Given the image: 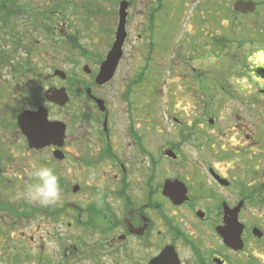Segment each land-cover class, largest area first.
<instances>
[{"label":"flooded vegetation","instance_id":"flooded-vegetation-1","mask_svg":"<svg viewBox=\"0 0 264 264\" xmlns=\"http://www.w3.org/2000/svg\"><path fill=\"white\" fill-rule=\"evenodd\" d=\"M85 1L92 7L88 12L106 15L103 31L111 42L93 51L76 44L82 68L98 71L113 44L122 1L126 36L108 81L95 83L96 71L88 83L75 77L71 88L65 86L80 99L69 122L61 115L65 107L46 99L48 91L62 87L53 62L39 60L53 68L46 81L24 80L36 65L30 59L43 56V42L30 43L29 24L51 34L43 20H67L77 0L3 1L0 23L7 25L11 45L7 52L0 47V264H264V0ZM173 5L183 11L190 6L191 13L182 12L173 24ZM159 23L181 33L159 47L173 69L167 80L179 106L178 116L164 115V137L152 112L140 108L151 87ZM131 36L148 38L146 45L132 46L133 56L126 54ZM215 45L224 49L220 55L187 57L194 48ZM18 51L26 52L25 60L14 57ZM209 66L211 79L185 77L188 69L195 75ZM87 89L103 100L105 111ZM186 98L196 101L195 108L181 107ZM40 107L48 121L66 124L61 144L30 147L18 117ZM61 161L70 163L69 188L58 173ZM27 163L54 169L58 203L27 199L34 182L20 170ZM97 165L101 174L82 185L77 176L87 173L78 169Z\"/></svg>","mask_w":264,"mask_h":264},{"label":"rangeland","instance_id":"rangeland-1","mask_svg":"<svg viewBox=\"0 0 264 264\" xmlns=\"http://www.w3.org/2000/svg\"><path fill=\"white\" fill-rule=\"evenodd\" d=\"M4 0H0V21L3 22V14L6 12V5L3 3ZM146 1V0H142ZM97 6L99 2L101 6H104L101 2V0H92ZM2 3V4H1ZM49 4L46 3L44 5H41L40 8H42L41 11H44L46 6ZM93 7H95L94 4H92ZM96 6V8H97ZM143 6V5H142ZM92 8L89 3L85 0H77L75 5H72L69 9V12H72L73 15L69 16L67 20L59 19L58 21L51 22L50 18H47L43 20V23L47 24L48 26H52V30H55V32L52 34H49L48 32H43L42 29L38 26H35L32 23L29 24V28H32V30H29V40L31 41V44H35L38 42L42 43V48L40 52L43 56H37V58H31V62H35L36 65L31 67L28 74L25 76L24 84L30 82L32 80L33 83L37 82H44L47 80V73H51V70L53 68H59V70H62L65 72L67 78L65 79H59L60 85L63 87H69L70 82L72 78H75L80 81L81 83H88L89 81H92L93 74L97 71V67L93 65H89L91 68V74H87L83 71L82 65H83V56L79 55L78 53V44L79 46L84 47L85 49H89L91 51L93 50H100L105 49L106 42L108 41V37L106 33L103 31V27L106 23V15L96 12V14H91L88 12V9ZM172 14L173 18L171 19L173 24H177L179 19L181 18V13H191V7L187 6L186 10L183 11L180 9L178 5H173L172 8ZM37 21H41L40 19H37ZM66 22L68 25L66 26ZM18 23V28H20V23ZM2 26L0 23V47L4 52H7L10 50L11 45V34L6 35V27ZM33 26V27H32ZM178 28L173 27L169 28L168 23L167 26L165 23H159L157 26L155 33L157 34L156 42L154 44V53H153V59H154V68L151 70V74L149 76L148 83V92L144 94V97L142 98L140 102V108L149 110L152 112V117L154 120V125L156 126V130L158 131V134L164 137V131L167 129L166 122L164 120L165 113H173L174 115H177L176 109L179 108L178 101L175 96H173L171 90L175 87L172 81H168L167 78L171 77L170 71L173 70L168 69L164 52L159 50V47H164L167 43V40L176 41L181 33H178ZM8 31V30H7ZM225 36V34H221ZM68 38V39H67ZM227 38V37H226ZM66 39L67 42H63V40ZM112 40V37H111ZM148 38H143L140 42L137 41V38L135 36L127 37L126 41V50L127 55H135V50L132 49V46H142L146 45V41ZM70 41V42H69ZM104 47V48H103ZM39 49L38 47H36ZM224 49L220 47L219 45H215L213 48H204L201 47L194 48L193 51L190 50L187 54L188 59L194 60V58L199 57L203 54H210L215 53L217 55H220L221 52ZM15 54V58L19 57L20 59H24L27 57L26 52L18 51ZM143 54V53H141ZM89 55V54H88ZM229 58V56H227ZM49 60L53 62L54 67L50 68V66L44 65L39 60ZM55 59V60H53ZM142 60V59H141ZM229 60V59H228ZM227 60V61H228ZM76 61V66L72 65V62ZM4 70L0 69V72L3 73ZM120 73H123L120 71ZM118 74V76L120 75ZM214 70L212 66L204 67L202 70H199L195 75L192 74V71L188 69V71L185 72V77H192V76H199L201 79H211L213 77ZM136 74V73H135ZM211 77V78H210ZM27 80V81H26ZM115 83H118L116 81ZM37 85V84H36ZM94 84H91L93 86ZM22 86V85H21ZM27 88H32V85H27ZM25 88L26 86H22ZM71 88V86H70ZM172 88V89H171ZM104 88L99 89V96L102 97V94H105ZM68 93L70 92L69 89H66ZM71 90V89H70ZM70 100L68 103H66L63 107V110L61 112V115H65L67 122H69V115L71 112V108L76 101L80 100L77 99L79 96H75L72 98L71 94ZM77 99V100H76ZM183 100V99H182ZM212 103V102H211ZM186 104V105H183ZM183 106L186 107L185 109H191L195 108L196 101H193L189 98H186V100L183 101ZM209 108L213 109V106H209ZM222 108V107H221ZM161 114V115H160ZM183 114V111H182ZM167 121L169 123L168 117ZM96 123V122H94ZM97 124V123H96ZM170 135H174V133L171 131L169 132ZM5 144L4 141H0V145ZM14 150H17L14 148ZM59 167V175L62 177L64 182L66 181L67 187L69 188L70 183L74 180L71 177V169H70V163L69 161H61L60 163L56 164ZM101 165H97L95 168H92L90 170L89 168H86L85 170L78 169L79 172L87 173L83 176H77L81 177L83 180L82 185L87 182L89 185L93 184L95 176H98L101 174V168H99ZM34 165L31 163H27V165L23 168H20V170L28 175L32 174V171L34 169ZM26 168L25 170H23ZM87 188V187H86Z\"/></svg>","mask_w":264,"mask_h":264},{"label":"water","instance_id":"water-1","mask_svg":"<svg viewBox=\"0 0 264 264\" xmlns=\"http://www.w3.org/2000/svg\"><path fill=\"white\" fill-rule=\"evenodd\" d=\"M125 7L126 4L122 1L119 6V22L115 33V40L95 76V82L97 84H102L112 77L122 54V44L126 36L124 28L126 16ZM83 70L86 73L90 72V69L86 66ZM55 73L61 78H65L66 76L62 70H57ZM87 92L90 94V89H87ZM46 97L49 101L58 105H64L69 99L64 87L48 91ZM93 99L100 110L105 109L102 99L96 97H93ZM18 122L22 131L28 137L30 147H42L50 142L59 145V143L61 144L63 142L65 123L62 121L49 122L47 120V111L43 107H40L35 113L28 111L22 113L18 118ZM55 155L61 157L58 152Z\"/></svg>","mask_w":264,"mask_h":264},{"label":"clouds","instance_id":"clouds-1","mask_svg":"<svg viewBox=\"0 0 264 264\" xmlns=\"http://www.w3.org/2000/svg\"><path fill=\"white\" fill-rule=\"evenodd\" d=\"M34 182L31 183L26 191L29 201L42 206L55 205L61 200V187L59 177L53 168L47 165L34 167L32 171Z\"/></svg>","mask_w":264,"mask_h":264}]
</instances>
